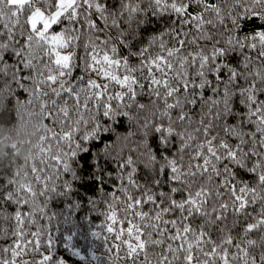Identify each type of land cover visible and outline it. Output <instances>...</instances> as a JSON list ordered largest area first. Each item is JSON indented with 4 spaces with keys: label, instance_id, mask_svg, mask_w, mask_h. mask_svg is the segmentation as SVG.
<instances>
[{
    "label": "snow or ice",
    "instance_id": "obj_1",
    "mask_svg": "<svg viewBox=\"0 0 264 264\" xmlns=\"http://www.w3.org/2000/svg\"><path fill=\"white\" fill-rule=\"evenodd\" d=\"M260 29L264 0H0V81L42 133L0 178V264H69L58 244L103 264L49 227V201L88 179L108 264H264Z\"/></svg>",
    "mask_w": 264,
    "mask_h": 264
},
{
    "label": "trees",
    "instance_id": "obj_2",
    "mask_svg": "<svg viewBox=\"0 0 264 264\" xmlns=\"http://www.w3.org/2000/svg\"><path fill=\"white\" fill-rule=\"evenodd\" d=\"M259 23V21H254L243 25L242 22L243 32L247 33L256 28ZM163 26V22H161L160 24L153 23L150 27L160 28ZM149 35H151V32L145 34V39ZM252 55H255V53H252ZM5 89L6 85L3 81H0V178L3 179L9 178L11 171H15L16 168L22 166L26 158L33 157L38 153L37 145L39 144V136L42 134L38 131V110L17 104L16 97L10 98ZM27 98V93L21 92L19 99L23 101ZM139 100L147 103L148 98L142 96ZM44 122L53 127L55 131H59V128L53 126L50 121L46 120ZM129 131H136V126L125 118L122 124L116 126L115 132L110 134L111 139L115 140L118 134L127 135ZM83 163V160L74 162V167H82ZM88 163H92L91 159H88ZM52 171L55 170H50V172ZM71 179L72 177L69 174H61L56 183L62 185L65 180L71 181ZM89 185H92L90 179L87 180V183L83 181L74 182V194H70L68 197L57 196L49 201L48 211L56 214V219L52 221L49 227L52 234L61 240L63 236L71 235L72 244L81 251L82 255L87 256L89 250H92L97 256L101 257L103 264H108V253L103 247L102 239L97 240L91 235L92 231L101 232L102 237L108 235L97 227L104 223V217L99 215V212L103 211L105 206L100 203L97 205L96 210H93L88 200L89 198L99 200L100 193L96 185L91 187ZM104 188L106 192L112 191L111 185H105ZM117 194L120 195V193ZM38 199L40 203H43L44 198ZM75 204H79V207H74ZM9 211H12V209H9ZM44 222L42 221V223ZM0 226L7 225L0 221ZM56 229H59V231H56ZM112 242L110 240L108 243L111 244ZM4 244L5 241L0 239V245ZM57 249L59 254L64 255L69 260V264H85L84 261H80L77 257L69 256L63 249L62 244H58ZM90 264H98V262L91 261ZM118 264H124V261L120 260Z\"/></svg>",
    "mask_w": 264,
    "mask_h": 264
}]
</instances>
